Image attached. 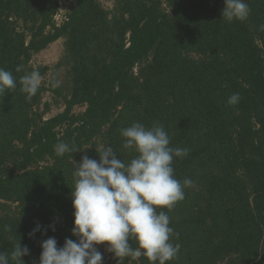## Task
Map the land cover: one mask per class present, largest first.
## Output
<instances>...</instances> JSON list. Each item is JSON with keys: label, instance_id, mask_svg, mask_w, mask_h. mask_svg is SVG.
Here are the masks:
<instances>
[{"label": "trees", "instance_id": "trees-1", "mask_svg": "<svg viewBox=\"0 0 264 264\" xmlns=\"http://www.w3.org/2000/svg\"><path fill=\"white\" fill-rule=\"evenodd\" d=\"M105 1L110 9L69 0L62 11L60 0H0V68L17 81L0 93V252L19 241L30 250L24 264H38L43 240L75 239L73 161L111 146L127 162L121 130L158 122L171 147L188 149L175 178L193 181L158 209L180 246L166 264H264V0H245L247 19L232 22L221 18L224 0ZM58 41L59 61L34 67ZM34 70L41 84L28 98L19 81ZM61 141L82 152L57 156ZM103 264L121 260L107 251Z\"/></svg>", "mask_w": 264, "mask_h": 264}, {"label": "clouds", "instance_id": "clouds-1", "mask_svg": "<svg viewBox=\"0 0 264 264\" xmlns=\"http://www.w3.org/2000/svg\"><path fill=\"white\" fill-rule=\"evenodd\" d=\"M250 8L245 0H224L221 18L227 22L245 21ZM18 66L16 71H22ZM38 70L20 78L21 91L28 98L34 96L41 84ZM56 86L55 83L52 85ZM17 81L10 71L0 68V93L15 90ZM240 96H230V105L238 104ZM122 148L131 155L127 162L120 159L111 146H102L99 159L83 155L73 171L74 185L70 190L73 208L71 236L63 246H57L55 237H49L40 244L38 264H103L99 245H106L107 251L120 258L145 257L150 264H166L179 251V244L170 242L173 228L165 211L185 198V188L193 186L186 178L181 182L175 178L173 161L188 155V149L173 148L164 127L158 122L151 126L134 122L121 130ZM57 156L82 152L66 142L54 145ZM45 234L55 231V224H37L32 232ZM130 241L136 243L133 248ZM30 250L18 241L11 253L0 252V264H24L22 257Z\"/></svg>", "mask_w": 264, "mask_h": 264}, {"label": "rangeland", "instance_id": "rangeland-1", "mask_svg": "<svg viewBox=\"0 0 264 264\" xmlns=\"http://www.w3.org/2000/svg\"><path fill=\"white\" fill-rule=\"evenodd\" d=\"M68 1L69 0H60L62 5V11H64L66 7L70 5ZM99 1L101 2L102 6L105 9L111 8V2L105 0H99ZM61 56H62V42L58 41L50 45L46 50L35 55L34 58L32 59V65L34 67L46 66L51 68L59 61ZM50 99H51L50 93L45 92L42 97V102L50 101ZM57 111H58L57 109H53L52 115L55 114ZM97 247L98 250H100L101 253L103 254V260H104L107 257V249L105 245H99Z\"/></svg>", "mask_w": 264, "mask_h": 264}]
</instances>
